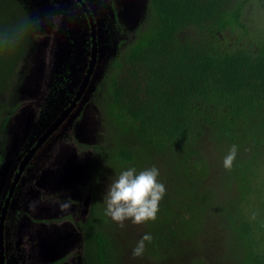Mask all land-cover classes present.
<instances>
[{
  "label": "rangeland",
  "instance_id": "obj_1",
  "mask_svg": "<svg viewBox=\"0 0 264 264\" xmlns=\"http://www.w3.org/2000/svg\"><path fill=\"white\" fill-rule=\"evenodd\" d=\"M15 1L28 21H38L34 29L19 23L23 12L14 10ZM90 4L103 27L93 76L71 114L36 151L18 181L5 224L7 264H90L95 245L85 226L91 211L98 214L95 224L104 234L110 263L241 264L239 248L230 249L227 223L228 213L239 209L232 204L237 185L228 182L224 159L214 148L208 127L198 141L186 145L195 156L188 172L179 164L182 149L173 144L143 150L140 170L156 167L166 188L154 221L140 225L125 221L121 228L105 214L109 184L131 168L115 156V149L122 146L140 155V142L131 133H120L102 90L107 92L112 60L138 37L150 9L149 0ZM0 10L12 41H21L30 29L18 42L11 79L0 85V100L5 97L0 104L19 103L0 128L1 209L15 167L57 117L65 92L75 90L90 46L85 16L73 0H0ZM171 179L177 183L174 192L168 189ZM68 198L70 210L61 211L59 203ZM146 233L152 241L146 242L142 256L134 258L132 249Z\"/></svg>",
  "mask_w": 264,
  "mask_h": 264
},
{
  "label": "trees",
  "instance_id": "obj_2",
  "mask_svg": "<svg viewBox=\"0 0 264 264\" xmlns=\"http://www.w3.org/2000/svg\"><path fill=\"white\" fill-rule=\"evenodd\" d=\"M13 5L27 20L22 6ZM149 9L138 37L112 60L102 90L120 133L140 142V155L119 146L115 156L139 172L143 150L173 144L188 172L195 156L186 145L205 127L223 159L236 145L232 168H224L237 185L232 204L239 207L227 216L230 249L239 248L241 264H264V0H149ZM5 27L0 10L1 86L11 79L20 42ZM18 106L0 104V128ZM168 183L174 192L176 181ZM97 218L92 214L86 226L95 245L90 264H113Z\"/></svg>",
  "mask_w": 264,
  "mask_h": 264
},
{
  "label": "clouds",
  "instance_id": "obj_3",
  "mask_svg": "<svg viewBox=\"0 0 264 264\" xmlns=\"http://www.w3.org/2000/svg\"><path fill=\"white\" fill-rule=\"evenodd\" d=\"M19 23L31 24L30 29H34L38 21L24 20ZM29 30L25 31L23 39L28 35ZM236 154L237 146L233 145L223 160L225 169L230 170L232 168ZM158 177L159 170L154 166L139 172L135 168L122 171L107 188L105 214L121 228L124 227L125 221H131L134 225L154 221L159 211L160 201L166 193V188L163 183L159 182ZM71 206L70 198L59 203L61 211H68ZM151 241L152 236L147 233L144 234L132 249V256L134 258L142 256L146 242L150 243Z\"/></svg>",
  "mask_w": 264,
  "mask_h": 264
},
{
  "label": "flooded vegetation",
  "instance_id": "obj_4",
  "mask_svg": "<svg viewBox=\"0 0 264 264\" xmlns=\"http://www.w3.org/2000/svg\"><path fill=\"white\" fill-rule=\"evenodd\" d=\"M77 5L80 6L81 8V11L83 12L84 14V18H85V21H86V24H87V31H86V34L88 35V44L90 46L89 48V55H88V58H87V63H86V66H85V69L81 75V78L75 88V90L73 92L70 93H67L65 92V94L67 95L65 97V101L64 99L62 100V109L61 111L58 113L57 117H55L54 120H52L51 122H49V124L45 127V129L41 132V134L36 138V140L30 145L29 149L31 147H33L35 144H36V141L39 139V137L44 134L47 129L50 128V126L55 122V120L61 115V113L65 112L66 110H68L70 108L69 111H66L68 114L67 116L61 121V123L54 129L52 130L49 135L46 137V139L42 142V144L35 150V152L33 153V155L31 156V158L29 159L28 163H30V160L33 158V156L36 154V151L39 150V148L54 134V132H56L60 125L68 118V116L71 114V112L73 111V109L75 108L76 104L79 102L80 100V97L81 95L87 90L88 88V85L92 79V76H93V71H94V67L96 65V62H97V56H98V49H99V41H101V33H103V27L100 25V21H97V18L96 16L94 15L93 13V9L91 7V4H90V0H73ZM91 2H93V0H91ZM99 6L101 7V5L99 4ZM100 29V31H99ZM93 42L95 43V46H96V54H95V61L93 63V66H92V70L89 71V63H90V60H91V50H92V46H93ZM83 86V92L82 94L80 95L79 98H77V93L80 89V87ZM77 99L75 102L74 100ZM28 149V150H29ZM27 150V151H28ZM20 163V161H19ZM19 163L18 165L15 167L14 171H13V174H12V177H11V181L7 187V189L5 190V193H4V198H3V201H2V206H1V209L3 207V204H4V201L5 199L8 197V194H9V187L11 185V182L12 180L14 179L15 177V173L18 169V166H19ZM28 163L24 166L23 170L21 171L20 173V176H19V179L22 178L23 174L25 173V169L28 167ZM18 179V181H19ZM18 181L16 182L15 186L13 187V190L11 192V195L9 197L10 201H9V204H8V207H7V210H6V213H5V217L3 219V225H2V231L0 233V253H2V256H3V264H7V258H6V243H5V224H6V220H7V217H8V209H9V205L11 204V201L14 197V194L18 188ZM1 209H0V212H1ZM1 215V213H0ZM92 215V211H91V214L90 216ZM90 219V217H89ZM88 219V220H89ZM86 227V226H85ZM85 230V229H84ZM19 247L21 248L22 247V242L20 241V243H18ZM35 264H47V263H41V262H38V263H35ZM48 264H60L59 261H56V262H51V263H48Z\"/></svg>",
  "mask_w": 264,
  "mask_h": 264
},
{
  "label": "water",
  "instance_id": "obj_5",
  "mask_svg": "<svg viewBox=\"0 0 264 264\" xmlns=\"http://www.w3.org/2000/svg\"><path fill=\"white\" fill-rule=\"evenodd\" d=\"M95 54H96V46H95V43L93 42V46H92V50H91V60H90V63H89V71L92 70V66H93V63L95 61ZM83 92V86L80 87L78 93H77V98L80 97V95L82 94ZM77 99L74 100V102L76 101ZM70 108L66 111H69ZM63 112L61 113V115L55 120V122L50 126L49 129H47V131L42 134L39 139L36 141V144L31 147L24 155L23 157L21 158L20 160V163H19V166H18V169L15 173V177L14 179L12 180L11 182V185L9 187V194H8V197L5 199L4 201V204H3V207L1 209V215H0V233L2 231V225H3V219L5 217V213H6V210H7V207H8V204H9V197L11 195V192L13 190V187L15 186L16 182L18 181L19 179V176H20V173L21 171L23 170L24 166L28 163L29 159L31 158V156L33 155V153L35 152V150L42 144V142L46 139V137L49 135V133L54 130L60 123L61 121L67 116V112ZM0 264H3V256H2V253H0Z\"/></svg>",
  "mask_w": 264,
  "mask_h": 264
}]
</instances>
